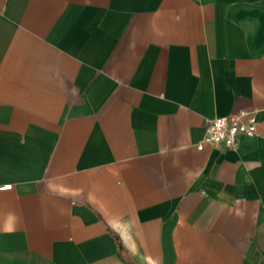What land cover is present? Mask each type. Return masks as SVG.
<instances>
[{
	"label": "crops",
	"instance_id": "crops-1",
	"mask_svg": "<svg viewBox=\"0 0 264 264\" xmlns=\"http://www.w3.org/2000/svg\"><path fill=\"white\" fill-rule=\"evenodd\" d=\"M0 264H264V0H0Z\"/></svg>",
	"mask_w": 264,
	"mask_h": 264
},
{
	"label": "built area",
	"instance_id": "built-area-1",
	"mask_svg": "<svg viewBox=\"0 0 264 264\" xmlns=\"http://www.w3.org/2000/svg\"><path fill=\"white\" fill-rule=\"evenodd\" d=\"M254 124L253 116L244 111L211 118L207 120L204 141L224 149L233 148L239 135L254 133Z\"/></svg>",
	"mask_w": 264,
	"mask_h": 264
}]
</instances>
